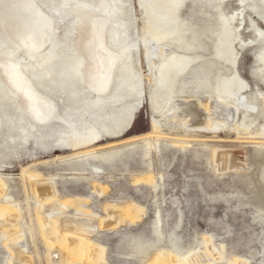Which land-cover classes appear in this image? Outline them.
Listing matches in <instances>:
<instances>
[{
	"label": "bare ground",
	"instance_id": "6f19581e",
	"mask_svg": "<svg viewBox=\"0 0 264 264\" xmlns=\"http://www.w3.org/2000/svg\"><path fill=\"white\" fill-rule=\"evenodd\" d=\"M236 1L238 9L228 14V0H139L142 17L129 22L124 21L129 17L127 0H42L43 5H54L48 15L37 0H12L11 16L19 23L15 37L29 63L41 61L34 66L20 60L0 62V108H14L12 115L5 113L6 119L0 115V134L5 127L16 148L19 140L26 145L32 136L36 144L61 153L51 160L33 159L19 178L25 207L30 216L36 214L47 264H108L106 248L92 241L96 231L135 225L145 215L141 204L107 202L106 218L101 219L91 209L92 197L61 193L64 182L86 181L91 194L100 199L110 191L108 179L102 182L108 178L102 170L126 150L143 148L146 157L153 145L162 143L185 150L193 142L190 133L197 131L217 134L235 129L238 137L245 133L263 140L255 144L260 151L264 148V126L256 134L250 130L264 116V92L245 95L247 85L236 67L238 47L252 46L259 50L257 72L264 79V29L256 21L264 23V0ZM187 2L195 4L190 17L183 14ZM54 12L71 27L51 46ZM198 14L203 18L194 19ZM139 21L145 22L142 38L136 31ZM243 24L255 34L250 44L243 39ZM141 48L149 70L137 74L134 53ZM145 85L153 113L161 118L154 115L151 133L116 148L136 122L135 117L132 124L134 110ZM203 95L208 96L206 102ZM162 120L179 124L165 129ZM212 165L222 176L228 169L241 168L237 157L219 149L213 152ZM51 166L63 169L55 174L41 171ZM9 180L14 178L0 174V240L10 253L8 264H34L24 249V209L10 197ZM140 183L157 188L153 175L137 179ZM209 251L215 260L222 259L211 244ZM149 264L190 260L165 252Z\"/></svg>",
	"mask_w": 264,
	"mask_h": 264
},
{
	"label": "rangeland",
	"instance_id": "374dc122",
	"mask_svg": "<svg viewBox=\"0 0 264 264\" xmlns=\"http://www.w3.org/2000/svg\"><path fill=\"white\" fill-rule=\"evenodd\" d=\"M37 1L41 11L47 15L53 13L52 3L43 5L40 3L42 0ZM226 3H229L226 9L228 14L234 13L240 4L236 0H228ZM11 5L12 0H0V62L20 60L24 65L34 66L41 60L36 58L33 63L28 62L24 47L15 37L19 23L12 19ZM194 5L187 2L183 14L190 17L189 10ZM125 8L129 17L124 21L128 19L131 22L142 17L139 0H127ZM249 13L252 14V11L249 10ZM52 15L56 22L48 38L51 46L65 38V30L71 27L68 20L59 19V14L55 16L54 12ZM252 16L255 18L256 15L253 13ZM202 18L198 14L194 19ZM256 21L264 29L263 21L259 18ZM144 27V21L137 23L139 38L143 37ZM241 32L248 44L251 39H256L246 24L241 26ZM132 33L135 35L134 29ZM238 49L240 55L236 67L244 86L247 85L245 95L251 98L258 95L259 91L264 92V79L261 80L257 72L261 65L256 56L259 50L252 46H239ZM134 54L137 74L143 70L148 71L149 61L143 48ZM144 90L142 101L134 110L132 124L135 117L136 122L129 133L120 139L126 143L121 142L116 148L124 147L131 138L151 133L154 115L160 117L151 108L149 86L145 85ZM202 99L206 102L208 96L203 95ZM6 110L0 108L3 119H6V112L9 115L14 113L13 107ZM259 122L257 127H251L252 134L264 126V116L260 117ZM178 124V121L173 120H162L160 123L165 129ZM190 134L192 137L189 139L193 142L188 149H175L162 143L153 145L146 157L147 152L143 148H136L133 151L126 150L113 165H105L102 172L108 178L102 182L108 179L110 191L100 199L91 194V186L83 180H70L60 186L61 193L65 195L68 192L74 196L92 197L91 209L101 219L106 218L104 207L107 202L121 206L131 203L144 206L145 215L138 224H125L112 230L99 229L92 237L93 242L106 248L108 264H149L165 252L182 259L188 258L190 264H264V148L260 151L255 144L263 140L250 139V135L245 133L238 137L235 129L226 133L197 131ZM18 144L16 148L10 143L9 132L2 127L0 174L4 178H14L8 181L9 194L24 209V249L34 258V264H47V250L39 233L36 214L33 212L30 216L25 207V195L19 178L33 159L51 160L54 155L61 153L51 150L47 145L36 144L32 136L27 138L26 145L20 140ZM215 149L228 152L230 158L237 157L241 168L228 169L225 175H220L212 165ZM62 169V166H51L41 171L44 174H55ZM150 175L154 177L156 189L150 184H136L137 179ZM209 244L220 252L222 259L215 260L209 251ZM9 257L6 245L0 240V264H8Z\"/></svg>",
	"mask_w": 264,
	"mask_h": 264
}]
</instances>
